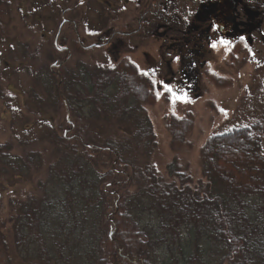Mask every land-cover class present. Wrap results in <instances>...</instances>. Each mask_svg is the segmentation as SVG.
Listing matches in <instances>:
<instances>
[{
    "label": "rangeland",
    "instance_id": "374dc122",
    "mask_svg": "<svg viewBox=\"0 0 264 264\" xmlns=\"http://www.w3.org/2000/svg\"><path fill=\"white\" fill-rule=\"evenodd\" d=\"M215 1L158 0L159 14H168L169 20L159 19L153 25L146 11L156 7V0H115L114 9L106 7L105 0H0V144L10 155V166L0 164V264L38 262L34 258L38 253L31 250L34 243L25 238L29 253L15 243L14 223L27 201L33 208L60 210L59 199L68 189L58 171L78 160L60 145L63 137L81 142L82 146L77 145L80 157L92 155L87 152L90 146L110 143L124 158L128 143L137 144L133 148L137 163L149 164L157 173H163L178 154L192 173L193 184L202 178L199 150L210 135L255 124L264 147V0H251L257 18L253 30L201 40L192 54L194 69L182 60L189 59L187 51L177 52L182 46L179 40L192 32H188L192 23L204 26L195 16L201 13L204 20L203 6L219 2ZM126 24L131 25L125 28L129 35L121 32ZM138 24L139 33L131 35ZM55 38L61 51L55 48ZM107 39L122 40L126 47L111 55ZM122 64L136 69V75L151 84L152 91L133 88L138 103H127L131 92L124 83L125 72L119 71ZM64 88L73 91L70 98L65 97ZM127 104L141 110L128 107L133 110H127L130 115L125 117ZM170 114L188 118L191 124L178 147H172L173 134L166 126ZM138 117L151 124L154 146L148 153L150 143L142 140L145 132L137 125ZM12 156L20 167L11 166ZM115 163V156L105 157L93 168L104 172ZM119 166L131 176L127 162ZM94 173L89 168L91 180L96 179ZM135 186L130 184L129 191H135ZM47 215L41 219V230L50 244V233L57 227ZM22 217L19 226L25 234ZM113 233L109 230V236ZM165 242L154 253L161 260L169 254Z\"/></svg>",
    "mask_w": 264,
    "mask_h": 264
},
{
    "label": "trees",
    "instance_id": "16d2710c",
    "mask_svg": "<svg viewBox=\"0 0 264 264\" xmlns=\"http://www.w3.org/2000/svg\"><path fill=\"white\" fill-rule=\"evenodd\" d=\"M119 67L126 78L118 73L119 77L125 79L131 92L127 103H138L133 88L152 91L147 79L142 81L136 75V69L124 64ZM70 92L64 88L65 97ZM128 107L141 110L127 104L125 117L130 115L127 110H133ZM136 120L140 121L139 117ZM148 123L144 119L137 124L145 132L142 140L150 143L147 153L154 146ZM166 126L173 134L172 147H178L191 124L188 118L170 114ZM59 143L78 157L67 170L58 171L68 189L59 199L60 210H45L44 206L35 209L27 201L18 209L14 223L15 243L28 253V243H34L31 250L38 253L36 264H157L160 258L154 256L155 249L165 241L169 254L158 264H264V147L259 125L210 135L199 150L202 178L194 184L192 173L184 168L178 154L165 165L163 173H157L149 164L137 163L134 143H128L125 151L132 157L126 154V159L121 150H112L110 143L109 147H86L92 155L84 157L78 156L81 142L63 137ZM4 146L0 144V164L10 166ZM110 156L116 158L110 169L97 172L93 168ZM12 160V167L21 166L18 159L12 156ZM123 161L131 166L129 177L119 166ZM89 168L95 172V180H91ZM132 183L137 186L130 192ZM21 214L25 216L21 218L26 224L25 234L19 226L23 223L19 222ZM46 215L53 217L57 227L50 233V244L41 230V219ZM111 229L114 233L109 236ZM25 238L29 240L27 246Z\"/></svg>",
    "mask_w": 264,
    "mask_h": 264
},
{
    "label": "flooded vegetation",
    "instance_id": "af4514ba",
    "mask_svg": "<svg viewBox=\"0 0 264 264\" xmlns=\"http://www.w3.org/2000/svg\"><path fill=\"white\" fill-rule=\"evenodd\" d=\"M8 0H6L7 2ZM139 0H136V2ZM157 2H155L154 4H156V7H154L153 10H148L146 12H149V16L153 17L149 23L150 24H158V20L159 19H164L166 22H168L169 20V16L168 14H164L161 13L159 14V12L162 10V8L159 7L158 4V0H156ZM217 1V0H216ZM215 1V2H216ZM249 3H246L245 0H236L234 5H233V9H232V16H233V27L229 30V31H222L221 27L219 25H217V22L213 19V16H210V12L213 10L214 12L217 11L218 7L217 4H211V5H205L202 8V12L206 13V16H204V20L200 18V14H197L195 16V20L200 21L201 23L203 22L204 26H197L196 23L195 24H191L190 25V32L187 35L182 36L181 40H179V43H182V46L180 47V49H178L177 52H179V54L181 55L183 50L181 49H185L187 51L186 54V58L189 59H182L185 60L184 62L186 63L185 66H187L190 70L194 69L195 67V59L194 56H192V54L196 53L195 51L198 50L197 46L201 40L206 41L207 39H209V41L211 39L214 38V36L218 37V35H222L223 37H230V36H241L242 34L246 33L248 29L253 30L255 28V24L254 21L257 18H254V8L256 6V4L254 3V1L249 0ZM115 0H105V4L106 7H108L109 9H114L115 7ZM123 2H126V0H123ZM47 3H49V1H47ZM242 11V12H241ZM243 13L246 15L244 16ZM257 13V12H256ZM147 16V15H146ZM145 16V17H146ZM203 21H201V20ZM139 21V20H138ZM144 23V22H143ZM142 24V23H141ZM161 24H165L166 23L162 22ZM139 25V24H138ZM124 30H122L121 32L126 33L124 35H129L128 32H126L125 28L130 27L131 25L126 24L123 25ZM138 28H136V26L134 27V30L132 32L131 35H137L140 31V25L137 26ZM113 34H115V32H113ZM119 35L117 36H121L120 33H118ZM218 34V35H217ZM56 38L54 39V45L55 48L57 50H60L56 47ZM109 43L110 46L107 47V51L109 54L113 55V53L117 50H121L123 48H125L126 46H122V44H124V42L122 40H118L117 42L115 41H109L107 39V44ZM127 43V42H126ZM127 47H130V45H127ZM190 47V48H189ZM63 50V49H62ZM61 51V50H60ZM182 51V52H181ZM201 55V53L199 54V56ZM118 60V59H117ZM201 64V62H200Z\"/></svg>",
    "mask_w": 264,
    "mask_h": 264
},
{
    "label": "water",
    "instance_id": "95a60500",
    "mask_svg": "<svg viewBox=\"0 0 264 264\" xmlns=\"http://www.w3.org/2000/svg\"><path fill=\"white\" fill-rule=\"evenodd\" d=\"M236 0H219L217 11L213 13V19L222 31H229L233 27L232 9Z\"/></svg>",
    "mask_w": 264,
    "mask_h": 264
},
{
    "label": "snow or ice",
    "instance_id": "6c2138e0",
    "mask_svg": "<svg viewBox=\"0 0 264 264\" xmlns=\"http://www.w3.org/2000/svg\"><path fill=\"white\" fill-rule=\"evenodd\" d=\"M226 43V42H225Z\"/></svg>",
    "mask_w": 264,
    "mask_h": 264
}]
</instances>
